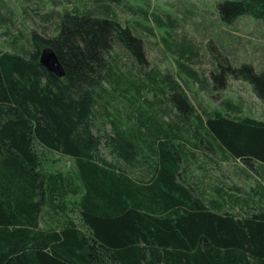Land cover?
I'll use <instances>...</instances> for the list:
<instances>
[{
    "label": "trees",
    "instance_id": "16d2710c",
    "mask_svg": "<svg viewBox=\"0 0 264 264\" xmlns=\"http://www.w3.org/2000/svg\"><path fill=\"white\" fill-rule=\"evenodd\" d=\"M100 6L65 11L51 38L31 31L29 54L0 47V264H264V209L240 218L229 212L234 207L205 202L185 177L186 154L195 158L189 148L202 144L228 153L224 159L264 166V121L217 110L198 114L169 82L164 106L150 103L146 114L135 109L145 124L124 129L132 112L124 121L95 106L107 92L104 84L131 85L137 96L150 86L134 84L133 74L122 71L112 79L110 50L120 45L139 65L146 61L142 41L128 26L101 17ZM218 11L226 22L247 14L264 24V0L225 1ZM6 20L0 14V24ZM8 35L5 27L0 46ZM47 47L57 53L64 77L39 64ZM190 48L179 55L187 62L195 55ZM226 72L249 82L264 104V71L244 64ZM145 74L156 82V74ZM106 116L108 133L97 126ZM190 117L205 122L191 125ZM39 149L71 158L76 179L44 170Z\"/></svg>",
    "mask_w": 264,
    "mask_h": 264
},
{
    "label": "rangeland",
    "instance_id": "374dc122",
    "mask_svg": "<svg viewBox=\"0 0 264 264\" xmlns=\"http://www.w3.org/2000/svg\"><path fill=\"white\" fill-rule=\"evenodd\" d=\"M225 1L233 0H119L118 3L108 0H0V14L7 18L0 24L3 27L0 33L5 27L10 31V35L2 38L0 47L11 53L29 54L34 43L29 34L31 31L51 38L59 31L60 16L65 11L76 8L75 11L81 14L86 8L101 5L98 7L103 14L101 17L117 20L122 28L128 26L142 41L146 61L143 66L139 65L131 53L120 45L110 50V54L116 57L112 79L122 71L127 75L133 74L131 79L134 84L140 85L144 80L150 86L143 88L137 96L131 85L104 84L107 92L98 97L95 106H104L113 115L120 114L124 121L126 113L132 112L131 121L126 122L124 129L134 130L145 124L143 118H137L135 109L141 108L146 114L150 103L162 102L156 106H164L169 82L187 96L198 114L217 110L230 118L251 117L264 121V104L255 96L251 84L234 79L226 72L228 67L239 68L244 64L252 66L257 73L264 71V24L247 14L231 22L223 21L218 5ZM14 37L18 38L16 46L12 43ZM189 46L195 55L191 53L187 62L179 55L187 53ZM181 64L186 67L181 68ZM149 71L150 75H157L156 82L150 83L147 79L145 73ZM192 72L195 75L191 76ZM212 75L217 77L215 81ZM174 111L182 116L178 110ZM103 118L97 126L98 129L104 127L105 133H108L107 120L110 116ZM164 119L169 120L170 117L165 115ZM204 122L192 117L189 119L191 125L199 126ZM201 147L189 148L194 153L193 159L190 153L186 154L189 167L186 166L185 177L189 182L195 183L198 175L202 174L195 163L205 160H202L203 156L213 154L203 144ZM214 151L218 155L223 154L216 148ZM40 154L47 159L44 170L63 174L69 172L76 179L75 164L71 158L47 150H41ZM100 155L108 162H114L105 149H101ZM209 172L212 175L216 167ZM202 183L204 186L200 188H204L208 195L213 194L214 184L208 179H203ZM76 184H79L78 181ZM70 217L75 218L74 213ZM41 221L44 228L43 218Z\"/></svg>",
    "mask_w": 264,
    "mask_h": 264
},
{
    "label": "crops",
    "instance_id": "0c3cea01",
    "mask_svg": "<svg viewBox=\"0 0 264 264\" xmlns=\"http://www.w3.org/2000/svg\"><path fill=\"white\" fill-rule=\"evenodd\" d=\"M227 155L228 153H213L203 156L202 160H205L195 163L202 174L196 178L193 189L207 203L216 202L218 205L234 207L229 212L240 218L250 214L253 207L264 209V166L257 164L252 168L241 165L238 160L224 159ZM214 166L216 172L210 175L209 169H214ZM203 179L214 184L213 194L208 195L200 188L201 185L204 186ZM221 190L226 191V195H220Z\"/></svg>",
    "mask_w": 264,
    "mask_h": 264
},
{
    "label": "water",
    "instance_id": "95a60500",
    "mask_svg": "<svg viewBox=\"0 0 264 264\" xmlns=\"http://www.w3.org/2000/svg\"><path fill=\"white\" fill-rule=\"evenodd\" d=\"M39 64L50 74L57 78L65 75L64 67L60 62L57 53L51 47L42 49L38 55Z\"/></svg>",
    "mask_w": 264,
    "mask_h": 264
}]
</instances>
